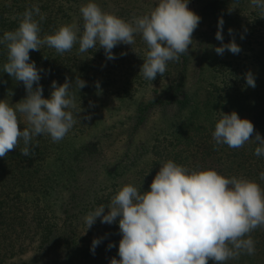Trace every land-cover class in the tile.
Returning a JSON list of instances; mask_svg holds the SVG:
<instances>
[{"label":"trees","instance_id":"obj_1","mask_svg":"<svg viewBox=\"0 0 264 264\" xmlns=\"http://www.w3.org/2000/svg\"><path fill=\"white\" fill-rule=\"evenodd\" d=\"M225 1L240 3L243 0L207 1L199 7L197 15L201 17L200 21L217 24L218 18H223L224 14L230 18L229 22L233 23V18L236 21V14L218 10ZM33 5H38L46 16L40 24L43 38L46 34H53L64 21L70 23L71 14L79 12L82 2L0 0V38L5 31L17 28L18 18ZM258 11L252 10L251 24L247 22V26L241 29L234 22L230 29L246 42L254 40L263 47L255 51L251 48L248 53L251 57L247 60L227 59L215 63L208 77L201 80L198 95L188 94L182 87L189 52L181 55L179 61L169 62L165 74L157 75L156 81L175 82L174 87H168L164 98L151 97L135 106L131 125L117 130L125 129L124 138L115 146L120 148L105 161L103 156L108 148L104 146V138L111 132L110 128H102L95 133L82 132L88 124V119L83 117L89 115L85 109L88 108L90 87L101 88L110 80L103 69V48L80 53L77 44L62 55L47 46L40 51H30V60L42 69L39 83L44 98L50 95L52 81L58 85L64 83L66 77L73 81L71 91L76 94L74 118L77 122L69 133L79 138L76 143L67 138L54 143L47 135L35 137L33 144L38 141V146L28 157L21 155V140L16 150L0 158V253L4 255L5 252L34 247L23 264H109L111 258L119 259L118 242L121 237L118 223L102 224L97 218L95 224L86 230L84 217L99 205L107 206L114 190L125 184H132L141 192L148 191L160 166L168 160L190 169H214L226 178L244 177L264 189V180L259 178L264 172V156L255 155L257 145L253 141L242 148L232 149L227 145L217 146L212 139L215 123L222 113L232 111L240 118L250 120L256 132L264 138V37L255 33L257 24H264V16ZM6 60L7 49L0 45V100L14 106L26 96V91L22 82H16L2 72ZM174 72L176 79H172ZM248 72L253 74L254 88L246 83L245 74ZM77 77L86 81V87L79 91L75 88ZM117 91L121 98L128 94L125 84H121ZM202 101L203 106L200 107ZM154 103H166L171 113L153 125L149 135L135 140L138 124ZM80 107L83 111L76 115ZM201 114L208 116L206 123L199 120ZM19 118L23 129L26 126L24 118ZM251 237L255 241V254H242L239 259L228 260L225 264H264V228H257ZM94 238H100L101 243L93 254ZM109 243L114 246L109 248Z\"/></svg>","mask_w":264,"mask_h":264},{"label":"clouds","instance_id":"obj_2","mask_svg":"<svg viewBox=\"0 0 264 264\" xmlns=\"http://www.w3.org/2000/svg\"><path fill=\"white\" fill-rule=\"evenodd\" d=\"M250 4L264 16V0H250ZM79 11L82 27L61 25L53 34L41 38L40 24L46 16L38 5H33L18 18V27L5 31L0 38V45L7 49L2 72L22 82L26 91L14 106L0 100V158L16 150L21 140V155L31 156L38 146V141L33 144L35 137L47 135L58 143L77 122L73 81L67 77L59 85L52 81L50 95L44 98L39 83L42 69L30 60V51L47 46L62 55L78 44L80 53L103 48L106 59L114 60L117 57L112 50L120 44L132 46L139 35L146 45L139 73L152 82L157 75L165 74L169 62L188 54L193 32L201 20L188 7V0H158L147 14L130 21L103 11L94 0ZM223 24V18H218L215 38L221 43L214 51L221 56L225 51L238 54L241 49L234 39L223 42ZM245 80L249 87H255L251 72L245 74ZM84 87L86 81L77 77L76 90ZM82 111L80 107L76 115ZM20 116L26 125L23 129ZM212 139L215 145L232 149L253 141L257 145L255 155L264 156V138L250 120L240 118L235 111L222 113ZM259 178L264 180V172ZM97 218L102 224L118 223L119 259L113 257L109 264H225L242 254H255L251 233L264 228V189L244 177L226 178L214 169H190L168 160L160 166L148 191L125 184L107 206L99 205L88 212L84 217L86 230ZM100 243V238L93 239V254Z\"/></svg>","mask_w":264,"mask_h":264},{"label":"rangeland","instance_id":"obj_3","mask_svg":"<svg viewBox=\"0 0 264 264\" xmlns=\"http://www.w3.org/2000/svg\"><path fill=\"white\" fill-rule=\"evenodd\" d=\"M207 1L210 2L211 0H188V7L197 14L199 7L203 6ZM81 2L82 5H85L89 0H81ZM94 2L97 3L103 11L113 13L126 21H130L133 17L147 14L153 7H155L158 0H94ZM253 9L250 0H243L240 3L225 1V3L218 8L222 13L225 10L236 14V21L234 18L232 21L233 23L236 22L237 26L239 24L241 29L247 26V22H250V24L253 22ZM259 14L261 13L259 12ZM224 15L226 16L227 14ZM225 16H223V42L227 44L231 39H234L235 43L240 46L241 51L238 54H232L225 51L222 56L218 55L214 51V48L220 46L221 42L215 38V33L217 31L216 22L213 21L209 24L207 23V20L205 22L200 21L198 27L193 32V41L190 45L191 50L188 54L185 76L183 79L184 82L182 84V87L188 94H199L200 86L202 84L201 80L208 77L209 71L215 63L221 62V60L227 61V59L241 58V61L247 60L251 57V55L248 54L251 52V48L252 51H255L260 49V47H263V45L256 43L254 40L250 43L246 42L241 39L240 35L236 32V35L232 33V36H229V29L233 23L229 22L228 19L230 18L227 19ZM70 19H72L69 21L71 24L64 21L61 25L69 24L82 27L83 19L80 11L76 14L72 13ZM257 25L258 28L255 33L264 37V24ZM135 40L136 43L132 46L124 44L116 46L112 50L117 57L114 60H107L104 54L103 60L105 61V64L103 69L109 74L110 80H108L106 84L103 83L101 88L93 89L90 87V91L88 92V108L85 109V111L86 114L91 116V119H88V124L82 129V132L83 134L89 132L95 133L102 128H110L111 132L104 138V146L108 148L103 156L104 161L114 152V150L120 148V146H115L122 141V138H124L125 129L122 131L117 130L131 125L134 120L133 110L135 106L151 97L164 98L168 92V87H174L175 85V82H160L156 81V79L152 82L143 80L139 71L143 64L146 45L139 35L135 36ZM121 53L124 54L121 55ZM176 78V73L174 72L172 79ZM121 84H125L128 89V94H126L127 96L124 98L119 97V91H117ZM155 88H158V90H155ZM130 97L132 98L129 99ZM199 106H203V101ZM215 112L217 113V107L215 108ZM170 113L171 110L168 109L166 103L163 105H161V103L150 105L145 112L144 119L137 126L134 135L135 140L144 137L145 135H149L152 126L156 123L159 124L160 121L166 119ZM117 116H122V118H117ZM210 117L212 118V115ZM208 119V116L204 117L202 114L199 118V120L204 123H206ZM95 137L98 139L99 135L98 137L94 136L93 138ZM66 138L76 143L79 136H72L69 133L64 139ZM53 152L54 151H51L50 154H53ZM91 171L94 173L96 172L93 168ZM85 172L87 173L88 170ZM112 192L113 191H111V193ZM116 192L117 191L114 190L113 195H115ZM33 251L34 247H29L14 252H5L4 255L0 253V264H5V262L7 264L12 262L23 264V261L28 259Z\"/></svg>","mask_w":264,"mask_h":264}]
</instances>
